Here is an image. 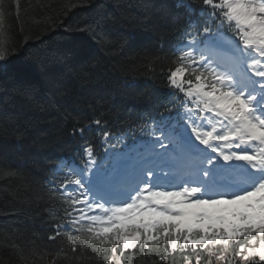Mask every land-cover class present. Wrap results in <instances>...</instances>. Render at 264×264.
I'll use <instances>...</instances> for the list:
<instances>
[{"label": "snow or ice", "instance_id": "obj_1", "mask_svg": "<svg viewBox=\"0 0 264 264\" xmlns=\"http://www.w3.org/2000/svg\"><path fill=\"white\" fill-rule=\"evenodd\" d=\"M178 7L183 29L170 23L184 39L159 69L172 91L141 126L147 138L129 145L100 118L74 123L83 143L37 197L54 247L21 246L11 232L0 247H27L33 264H131L137 252L148 264H264V0ZM4 19L0 0V62L14 51ZM93 126L95 140L85 136ZM15 175L0 161V176Z\"/></svg>", "mask_w": 264, "mask_h": 264}, {"label": "trees", "instance_id": "obj_2", "mask_svg": "<svg viewBox=\"0 0 264 264\" xmlns=\"http://www.w3.org/2000/svg\"><path fill=\"white\" fill-rule=\"evenodd\" d=\"M180 3L20 0L17 9L15 0H4L3 28L14 51L0 62V137L5 127L9 131L0 139V161L17 175L0 176V245L11 232L21 246L35 239L42 252L54 247L46 239V198L37 197L51 187L54 158L83 143L71 136L74 123L100 118L121 137L130 131V139L147 132L141 126L158 116L160 98L172 91L159 69L184 39L170 23V16L179 17L183 29L188 16ZM192 3L199 6L200 0ZM89 25L94 32L82 31ZM14 129L23 132L20 139L11 135ZM95 131L93 126L85 136L95 140ZM133 255L131 264H148L138 252ZM51 259L37 257L35 264ZM0 264L33 259L27 247L22 254L0 247Z\"/></svg>", "mask_w": 264, "mask_h": 264}, {"label": "bare ground", "instance_id": "obj_3", "mask_svg": "<svg viewBox=\"0 0 264 264\" xmlns=\"http://www.w3.org/2000/svg\"><path fill=\"white\" fill-rule=\"evenodd\" d=\"M93 130H90V132L88 133L89 135L92 133Z\"/></svg>", "mask_w": 264, "mask_h": 264}]
</instances>
